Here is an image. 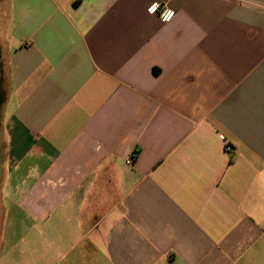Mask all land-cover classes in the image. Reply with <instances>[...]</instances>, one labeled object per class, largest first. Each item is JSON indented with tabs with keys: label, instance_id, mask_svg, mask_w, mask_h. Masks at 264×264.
Here are the masks:
<instances>
[{
	"label": "crops",
	"instance_id": "crops-1",
	"mask_svg": "<svg viewBox=\"0 0 264 264\" xmlns=\"http://www.w3.org/2000/svg\"><path fill=\"white\" fill-rule=\"evenodd\" d=\"M0 264H264V0H0Z\"/></svg>",
	"mask_w": 264,
	"mask_h": 264
},
{
	"label": "built area",
	"instance_id": "built-area-1",
	"mask_svg": "<svg viewBox=\"0 0 264 264\" xmlns=\"http://www.w3.org/2000/svg\"><path fill=\"white\" fill-rule=\"evenodd\" d=\"M147 13L150 15H154L160 19L161 22L167 23L169 21H172L174 17V11L167 7L165 3H158V2H152L148 8ZM231 149L230 146L226 147V151H229Z\"/></svg>",
	"mask_w": 264,
	"mask_h": 264
},
{
	"label": "rangeland",
	"instance_id": "rangeland-1",
	"mask_svg": "<svg viewBox=\"0 0 264 264\" xmlns=\"http://www.w3.org/2000/svg\"><path fill=\"white\" fill-rule=\"evenodd\" d=\"M13 239V238H12ZM14 240V239H13Z\"/></svg>",
	"mask_w": 264,
	"mask_h": 264
}]
</instances>
